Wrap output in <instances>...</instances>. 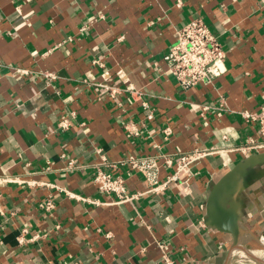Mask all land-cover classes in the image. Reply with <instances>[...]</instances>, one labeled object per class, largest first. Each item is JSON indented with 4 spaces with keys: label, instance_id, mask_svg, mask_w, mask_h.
I'll return each instance as SVG.
<instances>
[{
    "label": "crops",
    "instance_id": "obj_1",
    "mask_svg": "<svg viewBox=\"0 0 264 264\" xmlns=\"http://www.w3.org/2000/svg\"><path fill=\"white\" fill-rule=\"evenodd\" d=\"M177 1L0 0V264H164L158 240L174 264H264V149L236 150L264 138L243 115L264 109V0ZM196 17L222 43L225 70L185 89L164 55ZM121 70L133 93L116 101L107 87L126 86ZM195 148L211 153L161 194L117 203L93 181L100 153ZM236 167L215 205L235 218L232 233L208 224L207 201ZM116 170L131 192L149 189L129 165ZM48 195L52 213L39 207ZM25 226L47 235L19 244Z\"/></svg>",
    "mask_w": 264,
    "mask_h": 264
},
{
    "label": "built area",
    "instance_id": "obj_2",
    "mask_svg": "<svg viewBox=\"0 0 264 264\" xmlns=\"http://www.w3.org/2000/svg\"><path fill=\"white\" fill-rule=\"evenodd\" d=\"M181 3V0L177 1V5H181ZM164 58L168 65V73L175 77L181 87L187 89L200 84H210L219 77L225 70L224 60L226 58V51L207 23L201 17H196L177 29V39L170 45ZM16 69L22 71L24 74L29 73L25 69ZM118 76L124 83H127L123 70L118 72ZM107 90L111 98L116 101L118 94L122 91L133 93V88L130 83H127L123 87L114 88L108 86ZM243 115L257 122L260 125L262 135H264V109L259 113L245 111ZM148 117L152 118L153 114H149ZM70 124L69 117H66L58 125L62 129H67ZM128 130L133 134L138 133L137 128L128 127ZM164 133L165 138L168 139L173 133L172 127L167 125L164 128ZM260 149H264V138L258 139L251 137L247 143L236 147V150L243 155H248ZM209 153H211L210 150L198 148L178 154L159 151L154 154H130L119 161H110L103 153H100L101 160L95 164L96 170L93 181L99 191L114 195L117 203L133 202L146 193H164L173 181L180 179L184 172L190 171L192 166L199 163ZM126 164L129 165L128 175L133 172H139L143 175L149 184L147 191L131 192L129 190L128 177L122 173H118L116 170L119 165ZM162 166L172 168V172L164 179L160 177ZM68 167L70 169H77L80 165L74 159H70ZM7 180H10L7 175H0V183ZM68 194L72 196L70 192ZM39 207L48 213H52L56 208V202L52 195H48L40 201ZM0 213H2L1 209ZM61 227V224H56L55 230L59 231ZM30 232L28 226L21 229L18 235L19 244H25L47 235V233H35L34 235L27 236ZM106 236L111 237L112 234L107 232ZM157 245L162 250L163 263L174 264V259L167 251V243L164 240H158Z\"/></svg>",
    "mask_w": 264,
    "mask_h": 264
},
{
    "label": "water",
    "instance_id": "obj_3",
    "mask_svg": "<svg viewBox=\"0 0 264 264\" xmlns=\"http://www.w3.org/2000/svg\"><path fill=\"white\" fill-rule=\"evenodd\" d=\"M239 165H243V162ZM238 167L231 170L227 175H225L219 182L214 184L212 187L208 201H207V217H208V224L212 225L220 230L228 231L232 233H236L239 231V227L235 221V218L228 214L226 216L222 214H218L215 212V205L217 204L219 198L222 195V192L224 191V186L226 182L235 175V172L237 171Z\"/></svg>",
    "mask_w": 264,
    "mask_h": 264
}]
</instances>
